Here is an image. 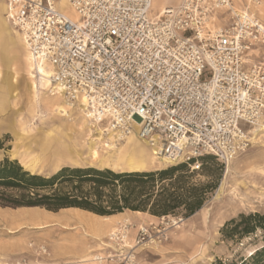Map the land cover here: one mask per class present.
Wrapping results in <instances>:
<instances>
[{
    "label": "built area",
    "instance_id": "1",
    "mask_svg": "<svg viewBox=\"0 0 264 264\" xmlns=\"http://www.w3.org/2000/svg\"><path fill=\"white\" fill-rule=\"evenodd\" d=\"M4 3L33 65L51 69L50 93L84 100L89 120L117 145L136 132L157 161L195 173L206 156L227 167L264 124V58L245 59L264 52V25L234 0H179L154 18L151 0H67L72 18L57 0ZM223 13L228 23L219 26ZM181 222H122L93 261L139 264ZM36 254L49 256L44 245Z\"/></svg>",
    "mask_w": 264,
    "mask_h": 264
},
{
    "label": "rangeland",
    "instance_id": "2",
    "mask_svg": "<svg viewBox=\"0 0 264 264\" xmlns=\"http://www.w3.org/2000/svg\"><path fill=\"white\" fill-rule=\"evenodd\" d=\"M1 1L4 4V0H0V3ZM175 1L179 0H154L150 17L154 18L159 13L161 5H171ZM65 2H57V8L72 18L73 13ZM234 6L238 11L250 12L264 25V0H260L257 6L250 5L248 0H234ZM3 17L6 21L4 15ZM227 23L228 14H219L216 24L222 26ZM6 27L12 32L11 27ZM5 35L0 40V161L5 158L17 161L25 171L44 177L55 174L63 167L127 171L123 166L117 167L114 164L118 151L113 149L107 152L100 148V159L96 162L92 160L88 151V124L82 119L77 103H73L71 108L66 107L65 115H60L57 114L55 106L52 111L48 106L49 102H43V96L38 104L31 100L28 90L30 79L26 73L22 51L16 50V45L9 41L6 29ZM263 58L262 50H253L245 56L248 64L262 61ZM5 77L10 81V88L4 85ZM54 96H57L56 93H45L46 98ZM263 127L264 124L255 128L258 130H250L248 148L227 167L216 159L208 158L201 171L190 173L193 183L217 182L215 190L200 211L188 218H156L144 213L147 214L145 221L130 222L156 226L173 218L182 219L178 227L171 229L167 242L154 251L145 253L147 261L153 257L156 264H238L240 260L264 246L260 233L256 238L240 241L225 240L221 234L223 225L231 219L250 213H264ZM125 144L126 142L115 145L121 148ZM127 150L136 157L149 159L142 171H159L175 166L157 160L152 163L151 148L139 141L136 132L128 141ZM108 155H111L110 161H104ZM104 240L105 238L102 242ZM30 244L33 245L31 248ZM40 245L46 246L48 257L37 256L36 247ZM9 248L6 240H0V264H93L82 263L83 260L61 262L53 257L46 242L30 240L27 249L21 251Z\"/></svg>",
    "mask_w": 264,
    "mask_h": 264
},
{
    "label": "trees",
    "instance_id": "3",
    "mask_svg": "<svg viewBox=\"0 0 264 264\" xmlns=\"http://www.w3.org/2000/svg\"><path fill=\"white\" fill-rule=\"evenodd\" d=\"M208 158L213 157L201 158V170ZM190 173L185 164L136 172L63 167L44 177L5 158L0 161V207H37L49 212L75 208L100 217L129 211L156 218H188L202 209L217 186L216 181L193 183ZM258 233L264 243V213L240 215L221 229L223 238L229 241L256 238ZM238 264H264V246Z\"/></svg>",
    "mask_w": 264,
    "mask_h": 264
},
{
    "label": "crops",
    "instance_id": "4",
    "mask_svg": "<svg viewBox=\"0 0 264 264\" xmlns=\"http://www.w3.org/2000/svg\"><path fill=\"white\" fill-rule=\"evenodd\" d=\"M178 3L179 1H175L166 6H176ZM4 7L5 3L1 1L0 40L6 36L5 26H9L3 17ZM15 49L17 50L16 47ZM3 81L5 87H11L7 77ZM26 164L27 162L24 165ZM146 215L128 211L110 217H100L75 208L49 212L37 207L16 209L0 207V240H6L9 249L17 251L27 249L30 240L46 242L53 257L61 262H81L83 260L82 263L95 264L93 257L101 253L102 240L113 231L118 223L145 221ZM150 255L153 256V253ZM146 258L145 253L141 254L139 264H156L153 257H150L149 261Z\"/></svg>",
    "mask_w": 264,
    "mask_h": 264
},
{
    "label": "bare ground",
    "instance_id": "5",
    "mask_svg": "<svg viewBox=\"0 0 264 264\" xmlns=\"http://www.w3.org/2000/svg\"><path fill=\"white\" fill-rule=\"evenodd\" d=\"M65 1L67 2V0ZM153 5H154V0H151V8L153 7ZM166 5L163 4L159 7V13L162 14L165 8L172 7V6H166ZM5 29H6V34L8 35L9 41L12 42L13 45H16L17 49H20L22 51L24 64L26 66V73L28 77L30 78L29 90H30L31 100H33L36 104H38V102H40L39 101L40 97L43 96L44 97L43 102H47V103L49 102L48 103L49 108L50 107L52 108L55 106V109H57V114L65 115L67 111L66 107L71 108L73 103L67 102L63 98L62 94L57 91L55 92L57 96H54L52 98L45 97V93L48 92L52 88L50 85V80H49V78L52 75L51 69L45 65H38L35 67L32 63L30 55L25 49L23 40L20 37V35L14 30L10 32L6 26H5ZM75 103L78 104L81 110L82 117H83L82 119H85L86 121L85 120L84 121L88 124V126L86 127L87 136L89 137L87 138L89 142L88 151L93 161L96 162L100 159V152H99L100 148L102 149L104 148L105 151L107 152L113 149V150L118 151L117 153L118 155L115 156L116 160L114 161V164L117 165V167L118 165L123 166L125 169H127V171H135V172L142 171L143 168H146L145 166L148 164V161H149L148 158L136 157L133 152H130L129 150H127V144H128V141L131 139V136L127 138L126 141H124L126 142V144L123 145L121 148L116 147L111 135L104 137L101 128L99 126L94 125L89 120L87 113L85 112L84 100H79L78 102H75ZM52 111H53V108H52ZM81 125H82V122H81ZM255 130H258V129H255ZM111 155H108V157H105L104 161H110ZM154 161H156V158L152 156L151 162L153 163ZM163 163L167 164L165 162Z\"/></svg>",
    "mask_w": 264,
    "mask_h": 264
}]
</instances>
